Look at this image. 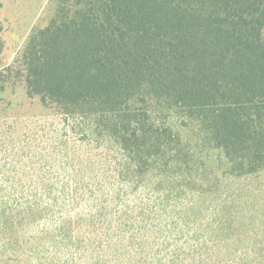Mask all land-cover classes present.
I'll return each mask as SVG.
<instances>
[{
    "label": "trees",
    "instance_id": "16d2710c",
    "mask_svg": "<svg viewBox=\"0 0 264 264\" xmlns=\"http://www.w3.org/2000/svg\"><path fill=\"white\" fill-rule=\"evenodd\" d=\"M50 4L0 61V255L235 264L264 192V0ZM19 85L38 112L10 111Z\"/></svg>",
    "mask_w": 264,
    "mask_h": 264
},
{
    "label": "rangeland",
    "instance_id": "374dc122",
    "mask_svg": "<svg viewBox=\"0 0 264 264\" xmlns=\"http://www.w3.org/2000/svg\"><path fill=\"white\" fill-rule=\"evenodd\" d=\"M53 14L50 0H0V21L3 27L1 38L4 48L0 61L5 64L13 62L33 29L46 26ZM18 87L16 92L9 87L6 94V98L14 103L10 111L23 117L38 112L39 108L27 101L23 86ZM248 184L255 188L264 187L259 182ZM256 193H260V190ZM252 198V205L240 211L243 223L249 224L241 226L230 242L221 245V257L228 258L227 260L235 264H264V192ZM26 232L36 233L37 228H27ZM3 250L0 248V254ZM7 252L0 255V264H46L37 259L31 262L24 257L16 259L15 256H10L11 252Z\"/></svg>",
    "mask_w": 264,
    "mask_h": 264
}]
</instances>
